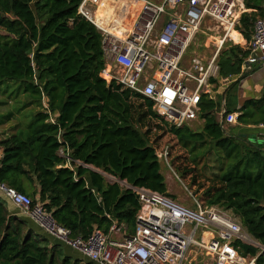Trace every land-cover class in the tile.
<instances>
[{"label":"trees","instance_id":"obj_1","mask_svg":"<svg viewBox=\"0 0 264 264\" xmlns=\"http://www.w3.org/2000/svg\"><path fill=\"white\" fill-rule=\"evenodd\" d=\"M81 1L0 0V83L19 82L42 108L25 130L18 127L1 139L0 184L42 203L71 238L85 239L94 230L108 234L113 222L127 237L134 233L139 209L127 186L169 195L149 130L141 131L152 118L160 119L148 100L101 78L102 35L77 13ZM242 1L246 12L237 30L247 43L255 22L264 19V0ZM247 56L238 46L220 51L218 80L243 77ZM263 102L264 94L245 100L239 109H226L241 112L240 124L258 126L264 124ZM200 107V130L185 126L167 132L191 154L202 148L214 152V185L205 190L204 204L229 211L264 245V145L238 127L234 136L224 133L218 101L203 95ZM95 170L126 187L107 183ZM235 246L243 257L264 264L257 248ZM78 257L69 256L65 245L41 232L0 194V264H93Z\"/></svg>","mask_w":264,"mask_h":264},{"label":"built area","instance_id":"obj_2","mask_svg":"<svg viewBox=\"0 0 264 264\" xmlns=\"http://www.w3.org/2000/svg\"><path fill=\"white\" fill-rule=\"evenodd\" d=\"M133 1L129 11L123 2L122 9L127 11L123 19L113 15L111 19H96L94 7L99 0H82L78 7L77 13L102 35L101 78L107 85L115 84L148 100L168 128L204 120L200 103L203 95L212 99L210 79L218 75V52L227 40L234 42L231 32L243 38L237 30L240 16L246 12L243 1ZM204 22L216 24L217 32L222 33L215 55L209 60L185 61L186 51ZM246 50L248 56L241 73L264 65V19L255 22ZM223 81L225 86L233 82L229 78ZM222 110L218 125L224 133L229 126L239 127L241 112H227L224 107ZM258 128L264 129V124ZM260 136L264 145V134ZM155 155L159 162L167 163L166 151ZM127 188L139 204L134 233L125 237L113 222L108 234L94 230L85 239L71 238L69 230L57 224L43 204L33 202L29 196L5 184H0V194L44 234L93 264H255L256 257L249 259L238 252L237 242L264 254V245L250 237L227 210L206 206L191 194L194 208L166 194Z\"/></svg>","mask_w":264,"mask_h":264},{"label":"rangeland","instance_id":"obj_3","mask_svg":"<svg viewBox=\"0 0 264 264\" xmlns=\"http://www.w3.org/2000/svg\"><path fill=\"white\" fill-rule=\"evenodd\" d=\"M123 2L128 4L125 5L128 11L129 4L134 3L133 0H99L97 6L94 7L96 11L95 17L111 19L113 15L123 19L125 13H127V11L122 9ZM130 19L129 21H132L133 17ZM221 35V32H217L216 24L204 22L188 47L184 60L190 61L193 58L211 59L215 55L216 45ZM232 39L234 42L230 40L224 42L218 55L220 51L226 50L230 46H238L246 50V42L243 38L240 37L236 41L233 37ZM252 69L254 70L255 68L253 67ZM259 69L260 67L249 74L247 70L243 77L236 79L232 83L233 85L230 84L231 90L224 97L228 107L233 106L239 109L245 100H258L263 97L264 77L254 74ZM22 89L23 86L19 82L6 81L0 83V139L14 135L13 129L18 127L21 130H25L32 122L34 115L42 111L40 106L37 107V104L29 99L28 94L22 92ZM138 104L139 102H134L135 106ZM157 117L161 120L158 115ZM160 120L152 118L141 131L146 132L149 130V145L154 148L155 152H167V163L164 160L160 164L169 196L190 208H194V202L190 194L199 202H204L205 197L203 195L205 190L214 185L212 179L216 170L213 166H216L218 158L214 152L209 154L206 150H203L204 148L198 149L196 152L199 153L198 155L191 154L188 149L181 147L177 143L176 139L167 132L168 127ZM196 127L195 124L191 128L193 130L200 129L199 126ZM233 128L229 126L226 134L234 136ZM246 128L248 132L251 130L249 127ZM243 129L244 127L239 130V133L244 132ZM255 143L262 146L260 140L255 141ZM100 173L107 183H119L121 186L126 187L124 182H119L112 176ZM71 255L76 256V253L71 252Z\"/></svg>","mask_w":264,"mask_h":264},{"label":"crops","instance_id":"obj_4","mask_svg":"<svg viewBox=\"0 0 264 264\" xmlns=\"http://www.w3.org/2000/svg\"><path fill=\"white\" fill-rule=\"evenodd\" d=\"M95 14H96V12H95ZM232 35H234V36H232ZM240 35H238V33H232L231 32V37H234V40L236 39V40H238L240 37H239ZM235 40V41H236ZM258 67H260V69L256 72V73H254V74H256V75H262V77H264V65H261V66H255L254 68V70H256V69H258ZM253 69H251V70H248V74L249 73H251L252 71H254ZM243 74L242 75H244L246 72H242ZM212 79H214V80H216V83H212L211 81H210V85H211V87H210V91L212 92V95H211V98H212V100H214V101H218L219 103H220V108H221V110H220V113H219V115H218V118H219V116H220V114H221V112L223 111L222 109H223V107L226 109V106H228L227 105V103H226V101L224 100V97H225V95H226V91H227V89L229 88V86H230V84H228V85H226L225 86V84H224V81H223V79L222 80H218V75L215 77V78H212ZM263 82H264V80H263ZM224 94V95H223ZM244 101V100H243ZM242 101V102H243ZM226 111H227V109H226ZM229 112H231V111H229ZM218 118H217V120H218ZM203 123H204V120H198V121H195V122H192L189 126H186V127H189V128H191L193 125H195L196 124V126L198 127H200V129H201V127H202V125H203ZM259 126V125H258ZM258 126H253V125H242V124H239V127H238V131L242 128V127H244V129H243V133L244 134H247V136L249 137V138H252L253 139V141L255 140H260L259 139V137H261L260 136V134L261 135H263L264 134V129H259L258 128ZM196 127V128H197ZM246 127H249V129L251 128V130H249V132L247 131V128ZM192 129V128H191ZM199 129V130H200ZM193 130V129H192ZM194 130H197V129H194ZM13 132H16V129H13ZM4 137H2L1 139H3ZM1 139H0V141H1ZM0 157H1V148H0ZM77 164H80L79 162H76ZM93 169V168H92ZM96 172H99V170H95ZM100 173V172H99ZM17 210V209H16ZM18 211V210H17ZM37 227V226H36ZM42 232V231H41ZM65 249L67 250V254L69 255V256H73V255H71V252H75V251H73L71 248H69V247H67V246H65ZM76 253V256L74 255V257L76 258V257H78V258H81V259H84V258H82V256L80 255V254H78L77 252H75Z\"/></svg>","mask_w":264,"mask_h":264},{"label":"bare ground","instance_id":"obj_5","mask_svg":"<svg viewBox=\"0 0 264 264\" xmlns=\"http://www.w3.org/2000/svg\"><path fill=\"white\" fill-rule=\"evenodd\" d=\"M96 19H101V18H96ZM128 26H129V25H128ZM233 32H234V31H233ZM233 32H232V33H233ZM232 36H234V35H232ZM233 38H234V37H233ZM235 40H236V39H235Z\"/></svg>","mask_w":264,"mask_h":264},{"label":"water","instance_id":"obj_6","mask_svg":"<svg viewBox=\"0 0 264 264\" xmlns=\"http://www.w3.org/2000/svg\"><path fill=\"white\" fill-rule=\"evenodd\" d=\"M234 81H235V80H234ZM234 81H233V82H234ZM223 95H224V94H223ZM124 184H125V183H124Z\"/></svg>","mask_w":264,"mask_h":264}]
</instances>
